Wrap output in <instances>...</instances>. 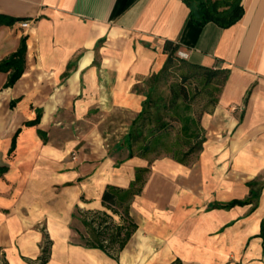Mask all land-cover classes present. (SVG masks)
Here are the masks:
<instances>
[{
  "label": "crops",
  "instance_id": "1",
  "mask_svg": "<svg viewBox=\"0 0 264 264\" xmlns=\"http://www.w3.org/2000/svg\"><path fill=\"white\" fill-rule=\"evenodd\" d=\"M242 5L223 29L195 26L183 0H0L14 20L0 26V61L26 38L21 77L5 87L0 72L2 263L38 264L47 245L45 264H264V0ZM166 41L229 70L200 119L201 151L187 164L109 153L99 121L124 107L135 120ZM138 169L124 248L115 259L86 246L75 213L105 211V188H129Z\"/></svg>",
  "mask_w": 264,
  "mask_h": 264
},
{
  "label": "trees",
  "instance_id": "2",
  "mask_svg": "<svg viewBox=\"0 0 264 264\" xmlns=\"http://www.w3.org/2000/svg\"><path fill=\"white\" fill-rule=\"evenodd\" d=\"M183 2L189 8V21L198 27L213 23L223 29L229 28L236 24L244 14L242 0H183ZM13 21L14 20L5 21L4 17L0 14V26L11 25ZM178 52L179 45L177 43L166 41L163 47V53L167 57L162 69L158 73L151 75L144 82L147 91L145 92V99L141 103V110L132 122L128 133L124 136V145L128 150V158L132 156L148 158V153L153 151L152 144L160 139L159 135L167 128V122H164L160 116H153L150 112V108L154 104L152 96L155 84L161 80H165L168 75V70L174 67L175 64L186 67L190 73L187 75L181 74V82L171 86L169 103L170 107L174 109L177 108V102H181L185 107H189L190 101L185 87V83L188 79L201 77L203 86L209 87L212 85L215 89L214 91L219 93L227 81L229 70L190 64L185 59L180 58L177 55ZM25 54L26 38L22 37L18 49L0 61V72L8 73L5 87H12L23 74ZM216 102L217 98L211 103V110ZM183 120L185 131H189L191 126H194L193 131L190 133V137L195 141L192 146L189 147L187 153L193 151V147L195 146H197L199 153L204 142L203 133L200 135L198 132L201 127L197 120L191 115L184 116ZM37 122L38 117L29 124L35 125ZM153 123H155V126L148 130V134L145 138H142L144 127L150 126ZM138 142L143 143L139 146L140 153L138 155H133V146ZM14 147L15 139L13 138L9 153L14 150ZM171 158L181 164L190 163L185 162L175 154ZM4 171L5 169L1 167L0 173ZM145 171L146 170L143 169L137 170L136 179L131 183L129 188L120 189L114 186H107L102 194L101 201L103 207L109 211V213L119 215L123 224L118 226L113 224L111 215L106 210L83 215L82 224L88 235L86 238H83L86 246L98 248L107 253L110 257L116 259L117 253L124 248L132 233L136 230V225L129 217V206L133 198L142 191L144 185L143 175ZM261 234L264 236V224H262ZM47 252L48 246L46 245L42 250V256L39 258L40 262L38 264H45Z\"/></svg>",
  "mask_w": 264,
  "mask_h": 264
},
{
  "label": "rangeland",
  "instance_id": "3",
  "mask_svg": "<svg viewBox=\"0 0 264 264\" xmlns=\"http://www.w3.org/2000/svg\"><path fill=\"white\" fill-rule=\"evenodd\" d=\"M189 73L190 72L186 67L175 64L174 67L168 70L166 79L155 84L152 96L154 104L150 108V112L153 116H160L164 122H167L168 126L159 135L160 139L156 143L152 144L153 151L148 153V158L163 156L173 157L175 154L177 157L182 158L185 162H191L198 154L197 146L193 147V151L187 153L189 151V147H191L195 141L192 137H190V133L193 131L194 126H191V131H185L183 127V118L186 115H191L200 125L199 121L201 117L206 112L211 110V103L218 97L219 92L214 91L215 89L212 85L209 87L203 86L201 77L190 78L185 83L190 101L189 107H185L181 102H177V108H171L169 103L171 86L181 82V74L187 75ZM141 91L145 93L147 91V87L144 86ZM128 109L129 107H124V109L114 111L109 110L106 117L99 121L102 134L106 139L109 153L115 152L117 147L126 148L124 145V136L128 133L131 127L134 114L132 111H128ZM154 126L155 123L144 127L142 138H145L148 134V130ZM198 132L200 135L203 133L201 128ZM142 144L143 143L141 142L134 144L133 155H138L140 153L139 146ZM75 214L76 218L79 219L77 225L80 227L81 233L87 237V231L82 224L83 215L86 213L76 212ZM76 240L81 243L83 242L79 234L76 237ZM1 257L2 256L0 254V264H3L1 262Z\"/></svg>",
  "mask_w": 264,
  "mask_h": 264
},
{
  "label": "built area",
  "instance_id": "4",
  "mask_svg": "<svg viewBox=\"0 0 264 264\" xmlns=\"http://www.w3.org/2000/svg\"><path fill=\"white\" fill-rule=\"evenodd\" d=\"M29 26H30V21H28V20H23L20 22L21 28H28ZM177 55L182 59H186V57H187V55L183 52H178Z\"/></svg>",
  "mask_w": 264,
  "mask_h": 264
}]
</instances>
